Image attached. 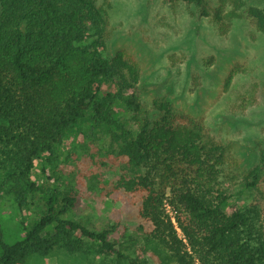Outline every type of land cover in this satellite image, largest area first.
I'll return each instance as SVG.
<instances>
[{
	"label": "trees",
	"instance_id": "16d2710c",
	"mask_svg": "<svg viewBox=\"0 0 264 264\" xmlns=\"http://www.w3.org/2000/svg\"><path fill=\"white\" fill-rule=\"evenodd\" d=\"M181 1L202 7V16H208L207 0ZM220 1L231 3L233 18L264 33V7H255L256 0ZM34 22L40 23L36 30H21ZM103 24L93 0H0V168L8 172L0 190L7 186L21 211L38 191L30 175L41 156H52L81 123L105 128L117 156L130 166L125 184L142 193L138 216L150 223V238L173 264H264V232L255 217L245 209L225 213L228 196L214 188L227 147L208 140L198 125L157 132L159 122L137 93L131 61L122 54L103 57L101 34L90 41ZM105 83L115 92L103 91ZM162 105L169 110L168 103ZM117 106L132 113L135 133L119 122ZM41 196L45 211L25 228L23 239L5 243L0 227V264H23L29 256L55 250L86 253L83 239L99 253L126 258L108 240L113 227L93 232L63 218L75 197L66 196L57 206L55 191Z\"/></svg>",
	"mask_w": 264,
	"mask_h": 264
},
{
	"label": "rangeland",
	"instance_id": "374dc122",
	"mask_svg": "<svg viewBox=\"0 0 264 264\" xmlns=\"http://www.w3.org/2000/svg\"><path fill=\"white\" fill-rule=\"evenodd\" d=\"M93 1L104 24L90 41L101 34L103 57L122 54L131 61L137 93L159 122L157 132L198 125L208 140L224 144L226 162L214 185L228 196L223 211H249L264 232V33L233 18L231 3L220 0H207L208 16H202V7L181 0ZM252 4L263 8L264 0ZM39 22L23 24L21 30H36ZM102 90L115 92L111 83ZM116 109L119 122L135 133L132 113ZM117 147L107 129L79 124L52 156L35 162L30 181L38 191L21 211L14 193L2 186L0 227L5 243L23 239L25 228L45 211L41 195L55 191L57 206L66 196L76 199L63 218L93 232L113 227L108 240L126 258L99 253L96 244L83 239L86 253L55 250L29 256L23 264H128L130 259L173 264L165 248L150 238V223L138 216L142 193L125 184L131 169L127 159L117 156ZM7 173L0 168V184Z\"/></svg>",
	"mask_w": 264,
	"mask_h": 264
}]
</instances>
